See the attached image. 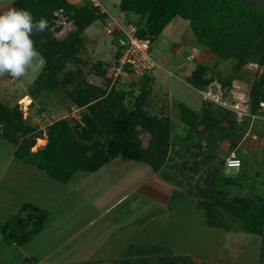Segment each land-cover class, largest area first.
Segmentation results:
<instances>
[{
    "label": "rangeland",
    "instance_id": "374dc122",
    "mask_svg": "<svg viewBox=\"0 0 264 264\" xmlns=\"http://www.w3.org/2000/svg\"><path fill=\"white\" fill-rule=\"evenodd\" d=\"M68 1L80 5L88 0ZM234 1L264 13V0ZM91 2L97 5L104 17L97 18L83 30L81 48L77 52L79 59H67L61 70L56 72L58 87L55 90L34 91L33 80L40 70L30 71L27 77H10L11 81L1 86L0 103L20 111L25 128L18 130L15 136H18L17 141L27 140L28 150L33 153L45 145L47 128L53 121L64 118L71 129L81 124L80 116L86 107H77L67 95L80 83V79L85 84L105 89V93L110 87L114 88L123 94L122 102H131L142 89H146L141 99L144 113L169 120L166 153L157 158L160 162L157 170L153 171L169 185L152 184L147 179L152 170L148 163L133 162L119 156L115 163L109 159L93 171L76 169L66 182H62L29 163L13 157L7 159L11 156V144L2 139L0 208L4 206V215L14 211L12 203L20 200L21 196L44 209L45 213L42 226L31 235V241L29 239L23 245V254L28 259L16 261L17 258L13 257L12 263L32 264L33 255L38 258L36 264H44L45 258L41 255L49 251L52 243L48 237L54 234L55 228H62L57 230L55 238L61 245L58 251H53L56 253L52 257L55 260L57 254L71 255L65 263L50 264H156L159 255L175 264H264L260 247L264 228L261 235L244 233L238 228V221L225 213H222L223 217L233 229L209 227L204 221L203 208L184 190L192 189L195 183H202L210 175L216 177V182L225 178L220 174L222 169L226 174H232L236 183L223 188L229 198L241 200L252 195L261 201L264 189V108L260 104L258 109L256 106L251 108L250 100L253 84L262 67L255 59H247L234 67V58H218L196 42L188 20L175 16L158 35L151 38L150 53L154 67L147 74L149 79L145 83L132 73L111 75L107 71L114 50L110 33L116 27L109 21H135L138 15L122 11L119 0ZM55 14L58 19L49 31L52 37L60 39L74 26L59 11ZM57 26L58 30L55 29ZM108 28L110 33L106 31ZM196 64L204 67L202 76L209 80L200 88L189 83ZM102 69H105L104 75L100 74ZM66 72L72 74L71 80L65 77ZM258 93L256 99L260 98L261 91ZM23 96L30 98L28 105L27 97L22 100ZM235 103L245 111L239 123L235 121L231 108ZM184 119L188 122L185 123ZM135 134L142 148L151 140L150 134L139 125L135 127ZM38 139L41 143H37ZM230 150L238 154L241 165L237 170L227 171L222 164ZM107 162L112 165H107ZM132 165H143L149 173L133 175L130 172ZM112 171L120 174L119 184L111 181ZM166 193L167 201L151 199ZM118 196L126 197L123 198L125 201L111 210ZM110 201L112 205H108ZM103 206L107 208L105 211H111L89 225H79L85 218L81 219L82 213L93 216L94 210H102ZM1 212L0 217L4 216ZM130 217L136 218L135 225L127 224ZM109 219H120L124 226L131 227V235L134 233L138 241L147 244H137L134 249L118 255L112 252L111 256L103 259L97 256L108 251L100 249L101 242L114 236L104 226ZM123 232L121 236H124ZM125 236L130 238L127 232ZM65 238H68L67 241ZM150 241L158 250L148 246ZM25 245L30 249H25Z\"/></svg>",
    "mask_w": 264,
    "mask_h": 264
},
{
    "label": "trees",
    "instance_id": "16d2710c",
    "mask_svg": "<svg viewBox=\"0 0 264 264\" xmlns=\"http://www.w3.org/2000/svg\"><path fill=\"white\" fill-rule=\"evenodd\" d=\"M11 8L27 9L36 19L43 17L48 23L45 32L32 37L36 49L46 60L33 80L34 91L55 90L58 87L56 72L61 70L67 59H79L77 52L81 48L83 30L97 18L104 17L91 0L80 5L68 0H12ZM119 8L138 15V20L133 21L138 27L136 34L141 38L148 37L150 42L170 19L177 16L189 21L197 43L220 59L234 58V67L247 59H255L262 68L251 90L250 105L257 108L260 104L264 108L263 12L234 0H119ZM56 11L74 26L60 39L52 37L49 31V27L58 19ZM55 29L58 30V26ZM104 70H100L101 75H104ZM203 71L204 67L196 64L189 83L197 88L205 86L209 80L202 76ZM65 77L71 80L72 74L66 72ZM140 79L145 83L149 78L145 75ZM106 80L109 82L108 78ZM79 81L67 95L77 107H86L80 116L81 124L72 126V130L64 118L53 121L48 125L45 145L33 153L28 150L27 140L20 142L15 136L18 130L25 128L21 123L20 111L0 103V139L14 145V156L62 182H66L76 169L93 171L117 156L148 163L156 171L160 162L157 158L166 153L169 120L144 113L141 99L146 89H142L131 102H122L123 94L112 87L105 93V89L85 84L82 79ZM258 91H261V95L256 99ZM184 122L187 123L188 119H184ZM138 125L151 136L144 148L139 146L136 138L135 127ZM37 143H41V140L38 139ZM220 174L225 178L216 182V177L210 175L202 183H195L192 189L184 188L185 193L196 198L203 208L205 224L224 230L233 229L223 217L222 213H225L238 221L237 226L242 232L261 235L264 228V189L261 201L252 195L233 200L223 189L236 185L232 174H226L222 169ZM22 210L25 212L23 217L17 216L0 225L5 237H15L19 243L35 233L45 217L42 209L28 203L22 205ZM260 240L264 257V236L261 235ZM151 249L156 251L158 247ZM156 261V264H175L161 255Z\"/></svg>",
    "mask_w": 264,
    "mask_h": 264
},
{
    "label": "crops",
    "instance_id": "0c3cea01",
    "mask_svg": "<svg viewBox=\"0 0 264 264\" xmlns=\"http://www.w3.org/2000/svg\"><path fill=\"white\" fill-rule=\"evenodd\" d=\"M11 2H12V0H0V10H8L9 8H11ZM7 78H9V79H7ZM8 80H9V82L11 81L10 80V77H3V78H0V88H1V86L2 85H5V84H7L8 83ZM27 97V99H25L26 101H27V105L31 102L30 101V98L28 97V96H23L22 97V100L24 99V98H26ZM23 102L24 101H22L21 102V106H22V104H23ZM0 140H2V138L0 139ZM4 140V139H3ZM6 141V140H5ZM8 142V141H7ZM11 144V143H10ZM10 148H11V151H10V154H11V156H8L7 157V159H10V158H16L17 160H20V161H24V160H22V159H19V158H17V157H15L14 156V154H13V151H14V145H12L11 144V146H10ZM236 149V148H235ZM235 149H234V151H235ZM237 154V153H236ZM237 156H238V154H237ZM239 157V156H238ZM117 157H115V158H113V159H111V160H109V161H111V162H116V161H118V160H115ZM122 159V158H121ZM129 161H131V160H129ZM24 162H26V161H24ZM134 162V161H133ZM136 162V161H135ZM26 163H28V162H26ZM113 163V164H114ZM29 164H31V163H29ZM108 164H110V165H112V163H110V162H107V165ZM31 165H33V164H31ZM34 166V165H33ZM132 167V171H130L133 175L135 174H138V173H141L142 172V174H147V173H149L148 172V168L147 167H145V166H143V165H141V166H139V167H136L135 165H132L131 166ZM37 168V167H36ZM38 169V168H37ZM40 170V169H39ZM115 170V169H114ZM41 171V170H40ZM93 173V172H92ZM112 173H113V175H112V177H111V181L112 180H114V181H112V182H115V183H117V184H119L118 183V181L120 180L119 178L121 177L120 176V174L118 175H116L115 174V172L114 171H112ZM113 177H115V178H113ZM148 180L150 179V182H153L152 184H158V185H161L162 183H164L165 185H169V184H167V183H165L164 182V180L162 179V178H160L159 176H157V175H155V173H153V170H150V174H149V176H148V178H147ZM137 181V180H136ZM119 182H121V181H119ZM96 184H97V182H95ZM99 183V182H98ZM77 184H78V181H77ZM95 184V185H96ZM112 184H114V183H112ZM92 185H94V182L92 183ZM143 186V185H142ZM160 188H161V186H160ZM163 189H166V188H163ZM146 193H148V192H146ZM188 195V194H187ZM168 196V194L166 193L164 196L163 195H157V196H152V198L151 199H156V200H158V201H164V200H168L166 197ZM189 196H191V195H189ZM122 197L121 196H118V198L116 197L115 199H114V205H113V207L111 208V210H113L115 207H117V206H119L123 201H125V199H123V198H126V197H123L122 199H121ZM30 200H26V199H23V196H21V199L19 200V199H16L15 201H13L14 203H12V206H13V208H14V211H12L8 216L7 215H4V213H5V208H4V206H2L1 208H0V210H2V215H4V216H2V217H0V225L2 224V223H4V222H6V221H9V220H13L14 218H16L17 216H24L25 215V212L22 210V205L24 204V203H28V204H30V205H33V206H36V207H38V208H40L39 206H37V205H35V204H33V203H31V202H29ZM111 203H113V202H111L110 201V203L108 204V205H112ZM160 203H162V202H160ZM103 208H104V206H103ZM103 208H102V210H94V213H93V216L91 215H88V213L87 214H81L82 216H80L81 217V219H83L84 217V220H83V222H81V223H79V225L80 224H82V227H84L85 225H89V224H91V222L93 221V220H95V219H97V218H99V217H101V216H104L106 213H109L111 210H107V211H105L107 208H104V210H103ZM40 209H42V208H40ZM97 209H99L98 207H97ZM42 210H44V209H42ZM1 215V214H0ZM151 215H153V214H150L149 216H151ZM79 216V215H78ZM122 216V215H121ZM131 219L130 220H128L127 222V224H129V225H131V223H133V225H135V223H137V220H136V218L135 217H130ZM72 219H73V217H72ZM74 219H77V217H74ZM121 224V225H120ZM16 225H19V222H16ZM125 225V223L123 224V223H121V221H120V219H116V220H114V219H109V220H106L105 222H104V226H106L107 227V229L108 230H111L113 233L112 234H114V236H113V238L111 237H108V239H106V240H104V241H102L101 243V246H100V249L101 250H108L107 251V253H99L97 256H100V257H102V259H103V257H106V256H111L112 254V252H116L117 253V255L118 254H122V252L124 251H129L128 249H134L136 246H137V244H147L146 242H143L142 240H139L138 241V239H137V237H135L134 235V233H132L133 235H131V233L129 232L130 231V229H131V227H129V225H127V226H124ZM122 227V228H121ZM27 227H25L24 229H26ZM62 229V228H61ZM61 229H57V230H61ZM81 229V227H79V230ZM56 230V228L54 229V234H52V235H50L49 237H48V239L49 240H51L52 241V243L50 244V247H49V251H45L41 256H42V258H45L43 261V263L44 264H50V263H65V261H68V259L67 258H69L68 257V255H71L70 253L69 254H66V253H61V254H57V258H55V260H53V255L56 253H53V251H55V250H59V246L61 245V243H60V241H56L55 240V238H56V235H57V231ZM70 231H71V229H70ZM69 231V232H70ZM123 231H125V232H123ZM37 232V231H36ZM36 232H35V234H36ZM68 232V233H69ZM119 232H120V234H119ZM121 232H123L124 233V236H121V235H123ZM127 232V235H129L130 236V238H127V236H125V233ZM71 233V232H70ZM69 233V234H70ZM115 233H117L116 235H115ZM34 233H32L31 235H33ZM31 235L27 238V240L26 241H24V242H21V243H19L17 240L18 239H16L15 237H12L11 239L10 238H8V237H5V235H4V232H2L1 230H0V264H13L12 263V261H13V257L15 258H17V260L16 261H18V260H27L28 258L23 254V251H24V244L27 242V241H29V239H30V241H31ZM111 235V234H110ZM71 236V235H70ZM67 237V236H66ZM69 238V237H68ZM68 238H65L64 240H66L67 241V239ZM64 240H61V242H63ZM87 240L89 241V239L87 238ZM152 241H150L149 242V244H148V246H153L152 245ZM107 245V246H106ZM155 245V244H154ZM156 246V245H155ZM25 249H27V250H29L30 248H29V246L28 245H25ZM33 254V253H32ZM20 255V256H19ZM32 256V258H33V261H32V264H36L37 263V261H38V258L37 257H35V256H33V255H31ZM106 260V259H105ZM8 261H11V262H8ZM23 263V262H22ZM17 264H19L18 262H17Z\"/></svg>",
    "mask_w": 264,
    "mask_h": 264
},
{
    "label": "clouds",
    "instance_id": "9594fccd",
    "mask_svg": "<svg viewBox=\"0 0 264 264\" xmlns=\"http://www.w3.org/2000/svg\"><path fill=\"white\" fill-rule=\"evenodd\" d=\"M47 29L46 19H36L27 9L0 10V78L19 79L44 67L32 37Z\"/></svg>",
    "mask_w": 264,
    "mask_h": 264
},
{
    "label": "built area",
    "instance_id": "2783aa9c",
    "mask_svg": "<svg viewBox=\"0 0 264 264\" xmlns=\"http://www.w3.org/2000/svg\"><path fill=\"white\" fill-rule=\"evenodd\" d=\"M112 20V19H111ZM109 21L110 25L116 27L110 33V25L106 30L111 34V41L114 46V55L111 57L107 71L112 75L132 73L137 77L147 75L154 67L153 58L150 53V40L148 37L137 36V25L133 21L120 20ZM234 110L235 121L242 120L245 111L235 103L231 106ZM241 165V160L237 154L230 150L224 158L223 166L225 170H237Z\"/></svg>",
    "mask_w": 264,
    "mask_h": 264
},
{
    "label": "bare ground",
    "instance_id": "6f19581e",
    "mask_svg": "<svg viewBox=\"0 0 264 264\" xmlns=\"http://www.w3.org/2000/svg\"><path fill=\"white\" fill-rule=\"evenodd\" d=\"M23 110V109H22Z\"/></svg>",
    "mask_w": 264,
    "mask_h": 264
}]
</instances>
